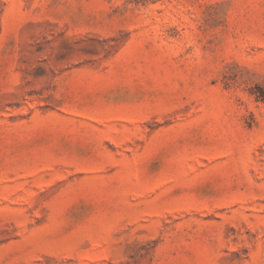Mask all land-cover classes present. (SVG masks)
Returning <instances> with one entry per match:
<instances>
[{"label": "rangeland", "instance_id": "1", "mask_svg": "<svg viewBox=\"0 0 264 264\" xmlns=\"http://www.w3.org/2000/svg\"><path fill=\"white\" fill-rule=\"evenodd\" d=\"M0 264H264V0H0Z\"/></svg>", "mask_w": 264, "mask_h": 264}]
</instances>
